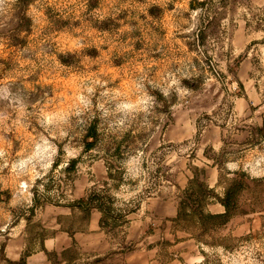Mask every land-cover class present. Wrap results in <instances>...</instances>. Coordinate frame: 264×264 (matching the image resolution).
<instances>
[{
    "label": "rangeland",
    "instance_id": "1",
    "mask_svg": "<svg viewBox=\"0 0 264 264\" xmlns=\"http://www.w3.org/2000/svg\"><path fill=\"white\" fill-rule=\"evenodd\" d=\"M107 182L129 225L75 239ZM0 264H264V0H0Z\"/></svg>",
    "mask_w": 264,
    "mask_h": 264
},
{
    "label": "trees",
    "instance_id": "2",
    "mask_svg": "<svg viewBox=\"0 0 264 264\" xmlns=\"http://www.w3.org/2000/svg\"><path fill=\"white\" fill-rule=\"evenodd\" d=\"M92 129L89 133V137H94L96 134ZM87 149H91L94 146L93 143H87ZM75 164H71L70 168H74ZM196 172L193 178L197 175V172L202 175V182L196 178L189 179V187L185 191V196L188 197L189 205L192 216L196 217L199 225L204 231L211 230L213 228L221 227L225 225L228 219L233 215V209H231V201L235 197L233 190L227 193L225 200L217 199L215 195V189L210 188L207 183V169L196 168ZM108 177L110 180L114 179L113 174L108 171ZM109 183L104 184V189H93L86 199H80L75 203V207L83 210L91 215L93 210H97L101 213L100 228L107 229L108 233L116 234L120 229L129 225V216L134 212V208L118 207L117 199L111 196L110 190L107 188ZM118 185H115V189ZM189 194V196H188ZM221 204L225 212L222 214H213L209 212L208 205L212 202ZM137 207V206H136ZM184 208V203L180 205V213ZM179 213V215H180Z\"/></svg>",
    "mask_w": 264,
    "mask_h": 264
},
{
    "label": "crops",
    "instance_id": "3",
    "mask_svg": "<svg viewBox=\"0 0 264 264\" xmlns=\"http://www.w3.org/2000/svg\"><path fill=\"white\" fill-rule=\"evenodd\" d=\"M201 165L205 169H207V173H208L207 183H208L209 187L216 189V187L218 185V178H217L218 167L214 166V164L211 163V160H209L207 158L201 163ZM153 200H155V199L152 198L151 202L153 204L154 203L157 204V201H153ZM208 210L213 214H222L225 212L224 207L219 203L209 204ZM58 212H62V211H58ZM69 214H71V211ZM173 215H174V213L172 211L168 214L169 217H172ZM100 216H101V213L99 211L93 210L91 213L90 219L88 221V224H87V232H86L87 234L78 232V233H75L73 235V237L78 240L79 235L80 236L89 235V236H94V237L99 236L98 231L100 230ZM59 234L70 236L68 232H66L65 230H63L61 228H60ZM58 247H59V243L57 242V239L55 238V236L53 238H49L45 241V249L46 250H53V249L58 248ZM20 258H21L20 253L13 251L11 259L12 260H19ZM33 258H36V256H34ZM30 259H32V257H30Z\"/></svg>",
    "mask_w": 264,
    "mask_h": 264
}]
</instances>
